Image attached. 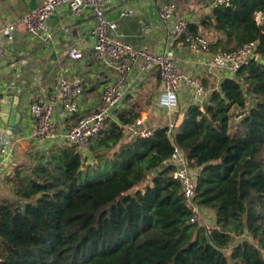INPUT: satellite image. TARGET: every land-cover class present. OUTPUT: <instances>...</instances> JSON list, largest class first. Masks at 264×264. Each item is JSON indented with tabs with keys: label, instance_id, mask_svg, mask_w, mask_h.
I'll use <instances>...</instances> for the list:
<instances>
[{
	"label": "trees",
	"instance_id": "16d2710c",
	"mask_svg": "<svg viewBox=\"0 0 264 264\" xmlns=\"http://www.w3.org/2000/svg\"><path fill=\"white\" fill-rule=\"evenodd\" d=\"M257 12H264V0H230L202 20L224 36L207 42L208 53L258 42L263 62L213 84L201 105L191 104L174 122L171 135L163 127L147 139L128 138L108 122L85 154L53 143L34 164L4 178L0 264H264V30ZM197 28L189 25V34L201 37ZM174 147L198 171L196 203L210 214V228L190 223L167 164ZM102 167L110 174L91 181ZM232 236L246 238L230 248Z\"/></svg>",
	"mask_w": 264,
	"mask_h": 264
},
{
	"label": "crops",
	"instance_id": "0c3cea01",
	"mask_svg": "<svg viewBox=\"0 0 264 264\" xmlns=\"http://www.w3.org/2000/svg\"><path fill=\"white\" fill-rule=\"evenodd\" d=\"M42 0H0V30L12 25L13 31L2 40L3 57L0 59V104L4 96L17 99V112L20 114V130L13 132L8 122L0 119V147L7 142L12 147L5 165L0 168V182L12 176L15 170L29 162L33 151H46L53 143H36L32 139L34 120L28 113L33 98H43L56 85L61 77L80 79L84 91L77 98L78 112L64 118L56 115L57 130H70L82 117L93 112L103 91L111 86L114 73L99 65L92 58L94 38L91 30L97 21L90 11L75 17L67 6H60L48 19L52 39L42 42L30 35L20 19L35 10ZM215 0H113L106 9V18L117 25L116 33L133 46L144 48L151 53L171 49L179 60L180 70L197 77L206 92L217 84L222 75H209L196 55L190 51L186 41H171L167 33L177 19H185L189 25L197 26L198 35L207 42L222 39V33H211L202 26V20L210 15ZM166 3L176 7V14L167 23L161 21L159 13ZM125 13V15H122ZM227 48L232 40H224ZM71 48L81 52V58L68 55ZM212 54L206 52L205 57ZM130 89L109 122H117L119 117L139 114L144 124L153 129L167 127L180 120L185 110L194 104L193 90L182 84L178 91V104L166 110L159 105L161 84L157 72L141 73L133 70L129 76ZM205 96V98H206ZM204 98V100H205ZM203 100V102H204ZM37 153V152H36ZM206 221L210 214H205ZM209 221V220H208ZM244 237L232 236L230 248Z\"/></svg>",
	"mask_w": 264,
	"mask_h": 264
},
{
	"label": "built area",
	"instance_id": "2783aa9c",
	"mask_svg": "<svg viewBox=\"0 0 264 264\" xmlns=\"http://www.w3.org/2000/svg\"><path fill=\"white\" fill-rule=\"evenodd\" d=\"M112 1L42 0L35 10L20 19L30 35L42 42H47L52 39L48 19L60 6H67L75 17L83 15L87 10L90 11L97 21L91 30L94 38L92 58L115 75L113 83L103 91L93 112L78 120L70 130H57L54 117L59 115L70 118L78 112L76 100L84 91L82 80L61 77L47 95L41 99L33 98L29 104L28 113L35 123L32 132L34 142H64L76 146L81 152L87 151L91 140L106 129L108 122L113 118V112L128 93L131 86L129 76L135 69L141 73H158L162 90L159 105L162 108L170 110L177 106L178 91L182 84L192 88L194 104L203 103L206 92L201 81L180 70L179 60L173 50L151 53L144 48L133 46L116 33V23L106 18V9ZM229 2L230 0H215L214 6H227ZM175 14V5L166 3L161 8L159 16L162 22L167 23L174 18ZM254 20L256 25L264 30V12L255 13ZM12 31V25L0 30V59L4 54L2 40ZM167 37L171 41L185 38L190 51L196 55L198 62L204 65L209 75L234 78L242 66L259 57L258 42H250L234 51L205 57L207 41L190 35L189 22L185 19H177L173 29L167 33ZM67 53L73 59L82 56L76 48H71ZM120 128L125 137L133 139H147L155 131L146 126L141 118L124 123ZM166 128L167 134L171 135L174 125L170 124ZM11 152L12 147L7 142L3 143L0 147V168L5 165ZM167 164L174 167L173 177L179 182L183 203L191 213L190 223L205 226L204 213L196 203L198 171L189 167L185 156L177 147H174Z\"/></svg>",
	"mask_w": 264,
	"mask_h": 264
},
{
	"label": "water",
	"instance_id": "95a60500",
	"mask_svg": "<svg viewBox=\"0 0 264 264\" xmlns=\"http://www.w3.org/2000/svg\"><path fill=\"white\" fill-rule=\"evenodd\" d=\"M257 62H263L262 58L259 56L256 59ZM1 114L0 119L13 127V132L20 130L21 126L19 124L20 114L17 112V99H12L11 97L4 96L0 104ZM207 227H211V222L206 221Z\"/></svg>",
	"mask_w": 264,
	"mask_h": 264
},
{
	"label": "rangeland",
	"instance_id": "374dc122",
	"mask_svg": "<svg viewBox=\"0 0 264 264\" xmlns=\"http://www.w3.org/2000/svg\"><path fill=\"white\" fill-rule=\"evenodd\" d=\"M237 112L238 111L235 110V109L231 112L232 117L230 119V132L233 133V134L236 132L235 127H233V126H234V124L238 123V118L236 117L237 116L236 115ZM83 153L85 154L86 152H83ZM40 154H41V152H39V151H33V153H31V157H29V162L26 161L25 165L26 164H31V163L34 164L36 162V160L40 157ZM90 158H92V157L90 156ZM259 159H260V161L262 163V166L264 168V155L261 154ZM109 174H110V170L105 168V167H102L100 170H96L94 173L90 174V180L91 181H98L100 179L106 178ZM261 224L264 227V222H261Z\"/></svg>",
	"mask_w": 264,
	"mask_h": 264
}]
</instances>
